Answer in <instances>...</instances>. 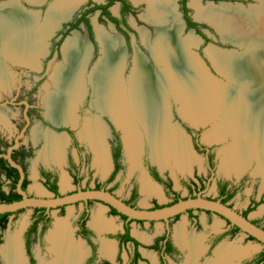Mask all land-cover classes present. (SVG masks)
I'll use <instances>...</instances> for the list:
<instances>
[{
    "label": "bare ground",
    "instance_id": "6f19581e",
    "mask_svg": "<svg viewBox=\"0 0 264 264\" xmlns=\"http://www.w3.org/2000/svg\"><path fill=\"white\" fill-rule=\"evenodd\" d=\"M29 1L40 3L39 1L42 0ZM147 2L149 4L147 19L157 25L154 45L151 44L150 49L159 68L152 67L143 55L137 52L132 70L125 78L127 57L121 38L99 27L97 34L102 56L89 75V82L93 85L97 96L95 100L97 105L105 112L111 113L125 129L128 154L132 165H136L139 161L140 125L145 126L149 133V141L153 147V159L160 166L166 165L169 157L175 159L178 167H183L190 162V155L183 136L177 133L168 121L171 99H175L176 102L182 104L180 111L183 116L193 123L198 122L204 125L208 119L216 122L222 113L221 120L223 121L216 125L218 129L211 132L209 139H215L214 141L218 142L225 140L229 136H226L228 131L235 132L237 135L241 134L234 147L232 146L234 142H232L230 144L232 147H228L224 158L222 157V169L227 174L233 171L242 172L256 156L258 159L256 171L264 173V17H260L264 9L262 13L251 11L253 12L252 17L254 16L252 21L241 16L243 12L237 9L203 7L197 2L192 3L197 16L217 22L224 31H227V33L224 32L226 36L236 35L237 41L234 39L235 42L241 41L238 43L249 47L257 45L258 50L255 53L250 51L242 56L231 54L217 47L215 48L224 52L219 54L212 51L211 60L214 65L221 67L223 73L239 83L237 93L226 87L223 88L222 84L215 83L214 80L206 77L202 65L189 50L190 46L196 43V39L191 35L184 39L181 38L182 27L173 0H148ZM78 3L79 0H56L50 5L44 18L45 21L39 27V24L37 26L35 24L40 18V12H26L21 7L11 5L4 9L5 15L0 17V25L2 28L10 26L16 33V35L9 36L7 43L4 42L10 47L7 49L11 52L12 57L10 58H14L15 53L19 56L20 62L36 64L37 58L42 55V53L33 54L40 50L39 39L45 38L46 40L51 36L60 23L71 17ZM22 25H29L37 29V32H34L35 29ZM22 28L24 31H21ZM246 30L249 31L246 32ZM143 34L145 41L148 42L149 34L146 32ZM4 35L5 33L0 30V36ZM69 39L63 47L64 55L69 61L66 59L65 68H60L56 71L57 73H53L55 89L48 93L45 102L49 107L47 115L54 121L75 123L77 118L75 109L86 93L83 67L89 61L92 52L86 39H81L79 36ZM44 47L47 49L46 44ZM207 54L209 55L208 51ZM32 56H36V60H33ZM227 96L232 98L229 106L223 103V99ZM217 104L220 107H217ZM214 108H218V111L215 112ZM104 135L105 129L102 125L92 120L86 124L83 131V136L97 154L96 161L102 167L103 174L109 168L107 148L103 144ZM45 137L49 145L46 146L44 156L55 158L57 140L48 134H45ZM170 143H172V149H170ZM67 184L68 179L64 178L62 186ZM145 189L150 192V195L159 194L155 185L149 182L145 183ZM37 190L43 192L41 186ZM95 223L101 228L115 226L111 221L102 217V212ZM183 231V224L175 228L177 240L190 249L187 264H198L196 254L199 252V239L193 238L187 241ZM49 241L55 257L48 264H79L84 253L83 245L70 237L68 223L65 220L56 222L50 232ZM222 244L216 248V260H208L205 264H232L230 263L231 257H234L235 262L248 252L247 248L243 251L230 248V244ZM2 248L6 264H26L19 233L9 237ZM114 249V245L110 244L106 248V253L110 255Z\"/></svg>",
    "mask_w": 264,
    "mask_h": 264
},
{
    "label": "flooded vegetation",
    "instance_id": "af4514ba",
    "mask_svg": "<svg viewBox=\"0 0 264 264\" xmlns=\"http://www.w3.org/2000/svg\"><path fill=\"white\" fill-rule=\"evenodd\" d=\"M111 0H108L104 4H93L91 3V0L88 1L89 9L87 13H81L80 18L76 21L75 19L70 20L65 25H62V28L59 31L55 32V37H52V39L56 40V42L53 45V49H51L50 52H47L48 57L56 56V57H62L63 62H59L56 64L53 68L56 66H62L65 63L64 58V44L67 41L69 37H73L75 33H72V36H69V33L71 30H73L81 21H85L87 26L89 27L90 31L86 35H84L92 50L91 57L89 59V63L87 65V68L90 69L94 63L100 58L101 55V44L98 39L97 34V28L93 27L90 18L88 17L89 13L95 10L100 9L101 13L103 15L107 16L109 21L112 24L113 29H115L114 34L118 35L125 47L126 50V60H127V67L125 70V76L127 77L134 65V58L136 55V52H140L147 60V62L151 65H155V59L153 58L150 50L147 48L145 43L142 40L141 33L136 27L133 22L132 24L127 19L128 13H134L135 8L133 5L134 3H130L127 0H114V2L106 8V10L109 13H106L104 8H96L92 10V8L96 5H108ZM121 2V7L118 10V14H114L111 12L110 7L116 2ZM182 4V10H183V21L189 28H194L197 30V34L199 35V39L203 40V43H207V36L203 31L200 29L201 25H206L204 23H200L196 21L190 14L188 0H181ZM90 11V12H89ZM89 12V13H88ZM137 20H140V16L136 17ZM135 23L138 25V21ZM191 22H195L196 25L191 24ZM110 34V33H109ZM53 35V36H54ZM58 38V40H57ZM139 40L142 44V47L138 45ZM46 41V46H47ZM99 45V47H98ZM48 49H45V51ZM44 51V52H45ZM49 51V50H48ZM56 51V53H55ZM197 58L200 57L197 52H195ZM200 55H203L202 50H200ZM208 55V54H207ZM45 55H41L37 63L34 64L38 65L39 67H43L41 63V58H43ZM209 57V55H208ZM37 58V57H36ZM200 58H198L199 60ZM210 59V57H209ZM203 60V59H201ZM211 60V59H210ZM209 62V61H207ZM87 64V63H86ZM157 64V63H156ZM66 66V64H65ZM63 66L62 68H65ZM84 68V67H83ZM86 68V67H85ZM84 70V69H83ZM92 86V84L89 82V79L86 81V93L83 97L82 101L79 103L78 107L75 109L76 113V121L75 123L70 122H56L54 121L50 116L47 115V112L45 113V117L39 113L38 107L35 106L31 99L29 97H25L26 101L29 106L27 107L24 102L25 112L29 118V121L26 119L25 112H24V118L25 123L24 127H26L24 135L20 138V144L17 149H14L12 151V158L15 160L16 163L20 164L25 172V178L23 181V184L25 181H27V185L25 190L27 191V187L29 184V174H28V163L35 159V157L38 154V159L36 160V163H38V166L35 170V178L41 180L40 185L44 187V189L50 193V195L46 196H60L63 194L72 193L78 190H86V189H104L107 190L117 197L124 200L127 204L136 207V208H147V209H154L158 207H162L165 205H170L175 202H177L180 199H185L189 197H196L198 195H201L205 198L209 199H216L225 201L226 204H230V201L237 195V192L241 189L242 185L245 182V171L247 169L243 170L242 172L236 173V171H233L230 175H236L235 179L223 177L220 179H217L215 191L216 194H207V190L209 186L211 185V182L213 179H216V174L218 171V165L220 169H222V157L224 149L223 146L221 149H217L212 144L215 143H225L227 139L222 140L220 142L213 141L215 143H212L208 140H202V136L204 135L202 129L205 125L198 124V122L193 123L190 119H187L183 116L181 111L179 110V104L175 101H171L170 106V115H169V125L172 126V128L175 131H178L183 137H185L188 141V144L186 143V146L188 148V152L190 155V162L188 163V167L190 168H182L178 167L174 162H171L164 166H159L157 163L154 162V160L149 159L147 148L150 149L151 152V144L149 142V135L148 131H146V128L144 126H140V130L142 132L141 137V143H140V155H139V161L136 165L133 166V174H131L129 177V182L131 183V186L127 192V197L123 198L122 196H119L117 194V190L121 187L123 177L126 176L127 172L125 171V165H124V151L126 150V154L128 153V145L126 141V134L125 129L123 126L119 124V122L112 117L109 113L104 112L103 110L97 109L93 105H91L90 98L92 96V93L89 88ZM89 88V89H88ZM94 96V94H93ZM84 100V101H83ZM86 102L89 104V106L94 109L95 111H98L99 115H92L88 117L83 116V112L79 113L80 105L82 103ZM178 104V105H177ZM174 108V111H173ZM90 115V114H89ZM34 116H37L40 123H38V126L42 128V126L46 127L47 123H49V128H44V132L42 136L37 135V138L30 144V146L25 147L22 145V140L26 135V131L28 129V126L31 124V122L34 120ZM48 121H47V120ZM95 119V120H92ZM96 121L102 125V127L105 129V135H104V141L103 144L107 148V156L109 159V168L106 171L105 174L102 173V167L98 164L96 161L97 154L91 147L89 141L85 139L83 136V131L85 129L86 124L89 121ZM108 122V123H107ZM56 125H55V124ZM46 124V125H45ZM23 129L20 130V132ZM17 133V135L12 140H6V139H0V169L3 172V176L6 182H8L9 189L5 190L3 188V183L0 182V188L5 191L9 192L11 190V184L14 181V179L17 178V184L20 179V172L15 167H12L10 165L9 160L4 156L7 153V150L9 147L13 146L15 144L16 137L20 134ZM45 134L51 135V138H55L57 140V146L56 148V156L55 158H47L44 156V153L46 151V146L49 145V142L47 141ZM39 136V137H38ZM108 136L110 140L109 143H107ZM125 136V137H124ZM125 138V140H124ZM148 140V141H147ZM147 142V143H146ZM222 146V145H221ZM39 150V153L37 152ZM196 158L198 159L196 161ZM127 161L132 164L131 160ZM153 162L156 164H153ZM253 163H256L255 161ZM5 165V166H4ZM84 165H87V174L83 173V167ZM6 167V168H5ZM11 168L14 170L12 171ZM205 168L207 174L201 173L203 172V169ZM8 169V170H7ZM93 169L96 173L93 172ZM175 172H180L182 174H186L187 178L179 177L178 173H175V178L172 176L170 170ZM16 170V171H15ZM12 171V173H11ZM142 171V177L139 179V181L135 180V175L137 172ZM126 172V173H125ZM224 172V171H223ZM256 172V169L255 171ZM18 173V177H17ZM166 173V175H165ZM179 173V174H180ZM257 173V172H256ZM13 174V175H12ZM227 176H230L229 174H226ZM67 178L69 186L67 187L72 188L66 193H62V183L63 179ZM94 181V182H93ZM93 182V183H92ZM149 182L158 189L159 194H153L150 195V192L145 189V183ZM175 182H177V187L175 185ZM23 187V185H22ZM24 189V188H23ZM43 189V188H42ZM43 189V192L45 191ZM183 191L186 193L184 194ZM18 192V190H17ZM170 194L172 197L171 201L166 204H159L154 203L152 207H143L140 206L137 202L138 199H140V196H144V201H147L148 199L153 197H157V195H163L164 194ZM30 195V194H29ZM30 196H36V195H30ZM44 196V197H46ZM150 197V198H148ZM99 201L96 200H88L83 201L79 203L84 204V208L78 215L76 221H75V228L70 224L68 225L69 231H70V237L83 245V251L84 248L86 249L79 260V264H123L124 258L122 256V250L124 246H132L133 251L129 252L128 264H142L146 261L144 251L143 249L149 248L153 250L156 253V259L158 260L159 264H170L169 260H178L180 257L185 258V262L188 261L190 249L182 243L177 240L175 236V228L176 225L179 223L183 224V235L185 239L188 241L193 238L199 239V249L200 253L196 256L197 262L200 264H204L207 260L215 258L216 256V248L219 243H221L225 238L229 237L230 235H233L237 231H241L237 226L232 225L227 219H225L223 216L218 215L212 211L208 210H201V209H191L188 210L186 213L191 214L195 210L198 211H204L208 214H216L217 216L221 217L228 223V227L221 229V228H215L211 232L208 233H190L185 228L184 222H179L174 226V235H172V230L170 226V221L172 219L179 218L181 215H177L176 217L169 220L168 223L164 222L165 227L163 232L155 235L153 238H150L148 241H143L139 239L136 235H134L131 231V223L133 221L136 222H146L145 220H134V219H125L123 218V214L115 213L113 211V207L110 205L102 203L104 206V210L102 211V214L107 210V208L110 210V213L112 215H119L123 219L122 223V229L119 231V233L114 231L118 228L117 223L108 217H105L108 220H113L116 223V227L114 228H101L99 227L95 221L97 220L98 215L100 214L99 211L97 212V215L94 217L93 221L90 222V216H91V206ZM75 203V204H79ZM224 203V202H223ZM67 206L60 207V211H63ZM251 206L246 208L245 211H240L241 214H244L247 212V216L249 215L250 211L249 209ZM34 209V215L32 222L30 226L27 228L25 232V249L24 254L27 258V264H40L41 259H43L44 262L49 261L52 258L51 252H50V246H49V235L51 230H49L51 223H52V217H51V210L48 211L46 208H40ZM30 209V208H29ZM26 209H21L16 212H21ZM16 212H10L6 217V226L4 228H0V231L5 229L9 222V216L16 213ZM104 216V215H103ZM125 216V215H124ZM246 216V217H247ZM59 219V218H58ZM252 221L264 228V226L258 222L252 219ZM37 222V224H35ZM151 223L156 221H150ZM197 229L201 224L199 219L197 220ZM128 223L130 229L129 234L131 237H133L135 241L126 240L124 233H125V225ZM55 227V222H54ZM53 227V228H54ZM237 227L238 229H236ZM247 235V234H246ZM250 239L256 240L255 238H252V236L247 235ZM34 237H38L42 243H44L45 239L48 241V246H46L47 255L45 257L42 256V258L39 257V255L33 254V251L31 249V244L33 242ZM79 237L80 239L78 240ZM117 241H113V239ZM186 241V242H187ZM258 241V240H256ZM0 242H1V236H0ZM259 242V241H258ZM227 243V242H225ZM110 244L114 245L115 249L113 250L110 255L106 253V248ZM224 244V243H223ZM263 245V244H262ZM184 246V247H183ZM264 246V245H263ZM101 248V250H100ZM262 251H264V247L252 255L249 259H247L245 264H255V262L258 259H261ZM38 253V252H37ZM100 253L102 256V259H100ZM247 254V253H246ZM38 256V257H37ZM36 259H39V262L37 263ZM43 262V263H44ZM83 262V263H82ZM147 262V261H146ZM145 262V263H146ZM258 264H264L263 261L258 262Z\"/></svg>",
    "mask_w": 264,
    "mask_h": 264
},
{
    "label": "rangeland",
    "instance_id": "374dc122",
    "mask_svg": "<svg viewBox=\"0 0 264 264\" xmlns=\"http://www.w3.org/2000/svg\"><path fill=\"white\" fill-rule=\"evenodd\" d=\"M88 1L89 0H79L77 7L75 8V10L70 15L71 17L67 18L66 21H64L62 23V25H65L66 23H68L72 19H75L77 21L80 18L81 13H85V12L87 13V11L89 9V6L87 4ZM107 1L108 0H91V3H93V4H104ZM127 1H129L131 4L132 3L135 4V5L132 4L135 8L134 13H128L127 19L131 24L133 22V24L136 27H138V29L141 33V37H142L143 42L145 43V45L147 46V48L151 52L150 46H152L151 44L154 45V37L156 36L157 25H156V23H153L149 19H147V16H149V13L147 12L148 8H149L148 7L149 4L147 2L148 0H127ZM5 2H12V3L14 2V4H11V6L21 7L26 12L27 11L28 12L29 11L40 12L39 13L40 18L36 21V24H35L36 26L39 24L38 25V27H39V26H41L42 23H44V21H45L44 18L46 17V14L48 12L47 10L50 9V5H52L54 2H56V0H42V1H39L40 3H38L37 1H34L35 3H38V4H34V5L29 3V0H0V6L2 4H4ZM195 2L199 3L203 7H211L212 8V6H213L214 8L227 7L229 9L232 8L233 10L237 9V10H240L241 12H243L244 15L240 14V13H238V14H240L241 16H244L248 20L253 21L254 16L252 17L253 12L251 13V11H254L256 13L260 11V13H262L263 12L262 9H264V5H263L264 0H188V5H189V10H190L191 16L194 19H198L200 21V23L206 24V25H201L200 29L208 37L207 43H203V40L199 39V37H198L199 35L197 34L196 29L189 28L184 23L183 15H182L183 10H182L181 0H173L174 6H175V11L178 14V18H179V21H180L181 27H182L181 28V38L184 39V38H187L189 35H191L196 39V43L194 45H191L189 50H190L191 54H194V56H196L195 52H197L198 55L200 56V57H198V58H200L199 60H198L197 56H196V58H197V61L200 63V65H202V69L204 70L206 77L212 81L214 80L213 82H215V83L222 84L221 86L223 88L226 87L227 89L236 91L238 93L237 89L239 88V83H236L235 81L231 80L225 73H223L221 67L216 65L219 68L218 69L216 66L213 65L214 62H212V60H210V59H212V55H211L212 51L218 52L220 54L221 52H224V51H221L217 48H220L222 50H228V51L234 50L237 55L242 56L245 53H250V51H254L252 53H255V51L258 50L256 48L257 45H253L252 47H249L247 45L238 47V46H234L233 44H231L230 41L231 40L234 41V39L236 40L237 36L236 35H233L232 37L230 35L226 36L225 33H227V31H224V29L221 28V26L218 25L217 22H214V21L212 22V20H210L208 18H203V17L197 16L195 7L194 6L192 7V3H195ZM238 4H242V5H244V7L238 6ZM120 7H121V2L116 1L110 7V10L112 13L118 14V12H119L118 10L120 9ZM24 11H22V12H24ZM31 15L33 16L35 14H31ZM138 16H140V18H141L140 20H137L136 17H138ZM88 17L90 18V21H91L94 29H95V27L97 28V33L99 31L98 28L100 27V28L104 29L106 32L113 34L115 36H118V35L114 34L115 29L111 28L112 27L111 22L109 21L107 16H105V15H103V13H101L100 9L90 12ZM134 17L136 18V21H138V23H139L138 25L135 23ZM260 17H264V12L260 15ZM256 18H257V16H256ZM78 23L79 24L73 30L70 31L69 36H72V33H75V35H73V37L79 36L81 39L87 40V38L84 35L89 33V31H90L89 27L87 26L85 21H81ZM62 25L59 27V29L57 28V31H59L62 28ZM244 25H245V23H244ZM22 26L29 28V29H35V28L30 27L29 25H22ZM237 26H239V25H237ZM225 30H229V28H225ZM230 31H231V28H230ZM236 31H237V27H236ZM238 31L243 32L241 30H238ZM247 31H249V30H246V32ZM34 32H37V29H35ZM144 32L149 34L148 42L145 41L144 34H143ZM54 34H55V32H53L51 34V36L46 39L47 44H48L47 49L49 51L46 50L45 52H43L45 50L44 45L46 44V40H45V38H41V39H39V42L41 43L39 45L40 50L38 52L36 51L33 53L35 55L39 54V53L40 54L42 53V56L45 55L43 58H41V63H42L43 67H41V66L39 67L38 65L34 66V65H31L30 63L20 62L19 56H17L14 52H13L15 55L14 58H10L12 56H10L11 52H9L7 50L8 49V46H6L7 44H4V42H0V139L12 140L17 135V133H19L20 130L24 128L23 125L25 123V118H24L25 107L23 104L26 101L25 97H29L31 99L32 103L38 107L39 113L41 115H43L45 117V113L47 112V114H48L49 107L45 102V98H46V96H48V93L50 91L55 89L54 82H53V73H55L58 69L65 66V64H67V60H68L64 55L65 63L62 66L58 65L55 68H53L59 62H61V63L63 62L62 57H56V56L48 57V55H47V52H50L51 49H53V45L56 42V40L52 39V37H55ZM69 38H71V37H69ZM69 38L67 39V41L70 40ZM57 40H58V38H57ZM87 42H88V40H87ZM238 42H241V41H238ZM138 45L140 47H142L140 40H139ZM246 46L249 47L248 48L249 50L247 49ZM98 47H99V45H98ZM215 47H217V48H215ZM2 48H4V49L2 50ZM251 48H253V49H251ZM200 50H202V52H203L202 56L200 55ZM207 51L210 55L209 56L210 59L207 55ZM91 52H92V50H91ZM100 52H101V50H100ZM55 53H56V51H55ZM125 53H126V50H125ZM30 54H32V53H30ZM151 54H152V52H151ZM227 54H230V53H227ZM231 54H234V53H231ZM101 56H102V53H101L100 57ZM32 57H33V60H36V56H32ZM16 58L17 59L19 58L18 61ZM153 58H154V56H153ZM99 59L94 63V65L90 69L87 68V65L89 62H87V64L86 63L84 64L83 79L85 81H87L89 79V75L91 74L93 67L99 61ZM201 59H203V60H201ZM207 61H209V62H207ZM152 67L159 68L158 65L156 64V62H155V65ZM217 69L220 71V74L218 73L219 71L217 72ZM124 76H125V72H124ZM125 78H127V77L125 76ZM220 82H222V83H220ZM89 88H90V91L92 93V96L90 98L91 105H93L97 109L103 110L102 108H100L97 105V102L95 101L97 96L95 94L93 85L90 86V84H89ZM51 94H50V96H51ZM93 94H94V96H93ZM234 95H236L237 97L239 96L237 94H234ZM169 99H171V98H169ZM231 99L232 98L230 96L229 97L227 96L225 99H223V103H227L229 106ZM172 100L175 101V99H171V101ZM240 101H241V99H240ZM177 103H180V102H177ZM218 104H217V107H220V105H218ZM46 105H47L48 109H47ZM181 106H182V104L180 103L179 107H181ZM79 110H80L79 113H81V111L83 112L84 117H88V116L92 117V115H94V114L100 116L99 112L92 109L89 106V104H87L86 102H84L80 105ZM179 110H180V108H179ZM173 111H174V108H173ZM214 111L217 112L218 108H214ZM106 113H108V112H106ZM226 113H227V111H226ZM109 114L111 115V113H109ZM221 114H220V116H218V119L216 121V125L220 124L221 121H223V120H221L222 119ZM224 117H226V115H224ZM92 120H95V119H92ZM168 121H169V117H168ZM212 122H213V119H208V121L206 123L207 125L202 128V129H204L203 131H205V130L210 131L211 130L209 134L207 133V134H204L202 136L203 142H204V140H208L212 143H215V142H213L215 139H213V140L209 139V135H211L215 130L218 129L217 126L214 129L212 128ZM38 123H40L39 119L37 118V116H34V120L28 126V129L26 131V135L22 140L23 146H25V147L30 146V144L37 138L38 134H39V136H42V134L44 132V128H46V127L49 128V125H48L49 123H47V125L45 124L46 127L42 126V128H40L38 126ZM140 126H139V129H140ZM238 128H240V131H241V127L239 124H238ZM176 132L179 133L178 131H176ZM235 134H236V136H238L237 138H236ZM238 134H240V133L238 132ZM140 135H142L141 130H140ZM148 135H149V133H148ZM227 135H229V136L226 138L227 141L225 143H221V144L215 143L212 145L217 147V149H221L223 146H228L229 144L234 142L232 144V146L234 147V145L237 143L239 136L241 134L237 135V133H235V132L228 131L226 136ZM109 137H111V136H108L107 143H109V140H110ZM183 138H184V141L188 144L187 139L185 137H183ZM124 140H125V138H124ZM232 146H230V148ZM152 148L153 147L151 145V152H150V149L147 148V153H148L149 159H151L150 156H152V159H153ZM170 149H172V143H170ZM227 149H229V148H227ZM37 152L39 153V150ZM124 152H125L124 153V155H125L124 165H125V171L127 172V174L125 177H123L122 185L116 192L119 196L126 198L127 192L131 186V183L129 182V178H130L129 176L131 174H133L134 170L132 169L133 163L131 164L127 161V159L130 160L129 154L128 153L126 154V150ZM224 153H225V151H224ZM38 157L39 156L37 154L35 159L32 160L31 162H29L27 165L28 166V174H29V184L27 187V192L30 195H36V196L50 195V193H48L44 189V187H42L40 185L41 180L35 178V176H34L35 175L34 172L38 166V163H36V160L38 159ZM223 158H224V155H223ZM197 160L198 159L196 158V161ZM253 160L256 163H253L254 162ZM257 160H258L257 156L252 158V160L250 162L251 164L248 166L249 168L248 169L246 168L247 170L244 172L245 173L244 176L247 178L245 179V182L242 185L241 189L237 192V195L230 201V204L234 208H236L237 210H240V211H245L246 208L251 206L252 208L250 207L251 211H250L248 216L251 219L260 222L264 226V188H263L264 173L257 172V171H256L257 173L254 172L255 169L257 168V165H258ZM154 162L159 165V163L156 162L155 160H154ZM154 162H153V164H155ZM171 162L175 163V159L173 157H169V159L167 160V165ZM87 167H88L87 165H84V167H83V173H85V175L87 174V170H88ZM182 168L186 169V168H190V167H188V164H187V165L183 166ZM218 168L219 169H218L217 174H216V179H213V181L211 182V185L209 186V188L207 190V194H216V191H215L216 182L215 181L217 179H220L223 177L235 179V177L237 175V174L236 175H234V174L230 175L232 173L231 172L229 174L230 176H227L226 175L227 173L223 169H220L219 165H218ZM93 172L96 173L94 169H93ZM170 172H171V174H173L172 176L174 178H175V173H178L179 177L187 178L186 174H182L183 172L182 173H180V172L174 173L173 169H172V171L170 170ZM201 173L207 174L205 168L203 169V172H201ZM165 175H166V173H165ZM141 177H142V171L137 172V174L134 177L135 178L134 181H139V179ZM0 182L3 183V188L5 190L9 189L8 182L5 181L4 176H3V172L1 171V169H0ZM175 185L177 187V182H175ZM40 186L45 190L44 192H40L39 190H37L38 187H40ZM68 186H69V183L66 186L63 185L61 192L66 193L70 189H72V188L68 189L67 188ZM183 193L185 194L186 192L183 191ZM148 198H150V197H148ZM171 199H172V197L170 196V194L167 193V194H164V196L163 195H157V197L151 196V198L148 199L147 201H144V196H140V199H138L137 202L140 206L152 207L154 205V203L166 204V203H169L171 201ZM83 208H84V204L79 203V204H73V205L67 206L63 211H60V209L52 210L51 211L52 223H51L49 230L53 229L54 222L56 225V222L58 220H62V219L65 220L69 226L71 224L75 228L76 227L75 221H76L78 215L80 214V212L82 211ZM104 209L105 208L102 205V203H100V202L94 203L91 206L90 222L93 221V219L97 215L98 211L100 213ZM33 215H34V209L30 208V209H26V210L21 211V212H16V213L9 216V222H8L7 227L5 229H3L2 231H0V236H1L0 264H6V260L4 258V253L2 251L3 250L2 247L7 243L9 237H11L17 233H19V239L21 240V248L23 251L24 258L26 260L25 262L27 264V258L25 257V254H24L25 232L32 222ZM102 217H104V218L108 217L110 219H113L118 225V228L114 231V233L115 232L119 233V231L122 229V223H123V219L119 215H112L110 213V210L107 208V210L104 212V214H102ZM198 219L202 224L198 227L199 229H197V224H198L197 220ZM113 220H109V221H111L113 224H115L114 227H116L117 225ZM182 221L184 222L185 228L187 229V231L192 233V234H194V233H201V234L208 233L217 227L221 228V229L228 227V223L224 219H222L221 217L217 216L216 214H213V213L208 214L204 211L195 210L191 214L184 213L179 218L172 219L170 221L172 235H174V226L177 223L182 222ZM180 224H182V223L177 224L176 227ZM114 227H112V228H114ZM164 227H165V224L162 221H156L153 223H151L150 221H146L144 223L133 221L131 223L132 233L136 236L138 235L137 237L143 241H148L150 238H153L155 235L163 232ZM76 238H78V240L80 239L79 237H76ZM113 241H116L115 238L113 239ZM225 242H227L226 244H230V248H232V249H240V250L244 251L247 248V250H248V252H247L248 254L237 259L235 262L233 261L234 257H231L230 263H232V264H245L247 259H249L252 255L257 253L258 251H260L264 247L260 242L253 240V239H250L242 231H237L233 235H230L229 237L225 238L221 243H219L217 245V247L219 245H221L222 243L225 244ZM46 246H48V241L46 239H45L44 243H42L40 241V239H38V237H34L33 242L31 244V249L33 251V254L39 255V257L42 258V256L45 257L48 253L46 250ZM49 246H50V252H51L52 258L47 262H44L43 259H41L40 264H48L49 262H51L54 259L55 256L51 250L52 248H51L50 241H49ZM217 247H215V248H217ZM85 250L86 249L84 248V251ZM100 250H101V248H100ZM132 251H133V248L131 245L129 247L128 246L123 247V250H122V256L124 258L123 264H128V262H129L128 254H129V252H132ZM143 251H144L143 253L145 255L147 262L145 261L146 263L143 262L142 264H159V262H157L158 260L155 258L156 253L153 250H151L149 248H145V249H143ZM199 253H200V249H199V252H197L196 256ZM237 255H239V254H237ZM216 258H217V255L215 256V258H212L209 260H216ZM100 259H102L101 253H100ZM36 261L38 263L39 259L38 260L36 259ZM169 263L170 264H187V261L185 262V258L183 259L180 257L178 260L170 259Z\"/></svg>",
    "mask_w": 264,
    "mask_h": 264
},
{
    "label": "water",
    "instance_id": "95a60500",
    "mask_svg": "<svg viewBox=\"0 0 264 264\" xmlns=\"http://www.w3.org/2000/svg\"><path fill=\"white\" fill-rule=\"evenodd\" d=\"M29 3L33 5L38 4V3H32L31 1H29ZM11 4H14V2L13 3L5 2L0 6V17L1 16L3 17L5 15L3 13L4 9L8 8ZM238 6L244 7V5L242 4H238ZM195 20L200 22L198 19ZM61 25L62 23H60V25L57 28L59 29ZM7 27H9L10 30H8L9 28H6V26L2 28V26L0 25V30H2L5 33L4 36H0V42L7 43V40L9 39L10 35H16L13 28L11 29L10 26ZM57 28L53 32H56ZM21 31H24V29L22 28ZM230 43L238 47L245 46L244 44H240L232 40L230 41ZM8 48L10 47L8 46ZM229 52L236 54L234 50H230ZM218 73L220 74V72ZM25 104L27 107L29 106L27 102H25ZM25 116L26 119L29 121L26 112H25ZM215 127H216V122L213 121L212 128L214 129ZM25 129L26 127H24L23 130L20 132V134L16 137L15 144L9 147L7 153L4 155L9 160L10 165L18 169L20 172V179L17 184V190L18 193L22 195V198L14 202H0V214L7 212H16L21 209H29L36 207L46 208L48 211L50 210L52 211L54 209H59L62 206H70L75 203H79L83 201L96 200L110 205L111 207L115 208L119 213L125 215L128 219L145 220V221H165L166 223H168L170 219L176 217L177 215L184 214L188 210L201 209V210L212 211L218 215L223 216L232 225L237 226L242 232H244L249 236H252L256 240H258L261 244L264 245V228L255 224L249 216L245 217L243 214L238 212L236 208L230 206L229 204L221 202V200L209 199L201 195H198L196 197L180 199L173 204L165 205L154 209L133 207L127 204L121 198L114 195L113 193L104 189H86V190L80 189L78 191L68 194H63L60 196H46V197L30 196L28 192L22 187L25 178V172L22 166L16 163L11 156L12 151L19 147L20 138L24 135ZM210 131H205L204 134L207 133L209 134ZM228 147H230V144L224 147L222 152L224 153V151Z\"/></svg>",
    "mask_w": 264,
    "mask_h": 264
},
{
    "label": "trees",
    "instance_id": "16d2710c",
    "mask_svg": "<svg viewBox=\"0 0 264 264\" xmlns=\"http://www.w3.org/2000/svg\"><path fill=\"white\" fill-rule=\"evenodd\" d=\"M114 2V0H111L110 3L108 5H96L92 8V10L96 9V8H104V10H106V8L108 6H110L112 3ZM106 13H109L107 10L105 11ZM191 24L193 25H196L195 22H191ZM5 166V165H4ZM6 168V167H5ZM10 169L13 171L14 169L10 167ZM8 170V169H7ZM11 171V173H12ZM16 171V170H15ZM13 175V174H12ZM17 177H18V173H17ZM26 185H27V181L24 182L23 184V188L25 189L26 188ZM22 198V195H20L18 192H17V178L14 179V181L12 182L11 184V190L9 192H5L3 191L1 188H0V202H14V201H17V200H20ZM225 203V201H222ZM37 209H40V208H37ZM251 210V209H249ZM113 211L115 213H118L116 209H113ZM11 214L10 212H7V213H3V214H0V228H4L6 226V217ZM247 212H245L243 215L246 217L247 216ZM123 218L127 219L126 216L123 215ZM37 224V222L35 223ZM236 229H238L237 227H235ZM129 225L128 223H126L125 225V233H124V236H125V239L126 240H131V241H135L137 243V241L130 236L129 234ZM253 238V237H252ZM262 258L261 259H258L255 264H258V262H261L263 261L264 262V251H262Z\"/></svg>",
    "mask_w": 264,
    "mask_h": 264
}]
</instances>
